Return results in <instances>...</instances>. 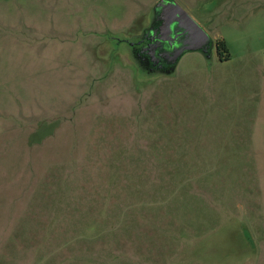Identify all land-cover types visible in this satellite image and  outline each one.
I'll list each match as a JSON object with an SVG mask.
<instances>
[{"label": "rangeland", "instance_id": "374dc122", "mask_svg": "<svg viewBox=\"0 0 264 264\" xmlns=\"http://www.w3.org/2000/svg\"><path fill=\"white\" fill-rule=\"evenodd\" d=\"M158 1L0 0V264H264V0L148 74Z\"/></svg>", "mask_w": 264, "mask_h": 264}, {"label": "flooded vegetation", "instance_id": "af4514ba", "mask_svg": "<svg viewBox=\"0 0 264 264\" xmlns=\"http://www.w3.org/2000/svg\"><path fill=\"white\" fill-rule=\"evenodd\" d=\"M154 7L148 25L134 41L128 42L127 45L130 47V52L134 57L135 62L140 66L143 72L148 74L156 72L171 74L173 73L179 58L174 63H170V58L174 55L176 50L173 49V46H168L166 42L160 43L159 39L163 37L164 34L163 16H160V13L158 14ZM177 41H179L181 46L184 42L183 37H179ZM212 48L213 46L211 42L210 48L206 53L204 50H199V52L207 59H210Z\"/></svg>", "mask_w": 264, "mask_h": 264}, {"label": "water", "instance_id": "95a60500", "mask_svg": "<svg viewBox=\"0 0 264 264\" xmlns=\"http://www.w3.org/2000/svg\"><path fill=\"white\" fill-rule=\"evenodd\" d=\"M154 9L163 16L164 34L159 39L160 43L166 42L176 50L170 63H174L187 51H208L211 43L208 35L180 6L173 1L159 0ZM181 36L184 42L180 46L177 39Z\"/></svg>", "mask_w": 264, "mask_h": 264}, {"label": "trees", "instance_id": "16d2710c", "mask_svg": "<svg viewBox=\"0 0 264 264\" xmlns=\"http://www.w3.org/2000/svg\"><path fill=\"white\" fill-rule=\"evenodd\" d=\"M216 52L219 56H224L225 60L229 59L226 44L223 40H218L215 43Z\"/></svg>", "mask_w": 264, "mask_h": 264}]
</instances>
